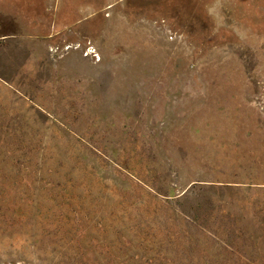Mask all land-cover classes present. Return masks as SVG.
<instances>
[{
    "label": "rangeland",
    "instance_id": "1",
    "mask_svg": "<svg viewBox=\"0 0 264 264\" xmlns=\"http://www.w3.org/2000/svg\"><path fill=\"white\" fill-rule=\"evenodd\" d=\"M31 2L0 5V264H264V0H114L76 41Z\"/></svg>",
    "mask_w": 264,
    "mask_h": 264
},
{
    "label": "crops",
    "instance_id": "2",
    "mask_svg": "<svg viewBox=\"0 0 264 264\" xmlns=\"http://www.w3.org/2000/svg\"><path fill=\"white\" fill-rule=\"evenodd\" d=\"M29 0H0V5H4L5 8L14 7V5H21L20 8L13 10V20H24L25 14L22 12L24 4H27ZM36 3L35 10L38 9L37 4H40L39 11L41 15H34L28 18L35 20V24L38 29L45 35H54L62 37L64 39H70L76 41L80 37L85 36L83 27L86 28L94 18L91 19L92 13L98 11V6L101 3H111L114 0H31ZM46 4H51L52 8L49 11ZM8 5V6H5ZM10 6V7H9ZM18 9V10H17ZM44 9V10H43ZM28 10V7H27ZM44 11V13H43ZM75 14L81 15V18H76ZM96 17V15H95ZM83 24V25H82ZM80 30L83 32H80ZM87 36H90L85 32Z\"/></svg>",
    "mask_w": 264,
    "mask_h": 264
},
{
    "label": "built area",
    "instance_id": "3",
    "mask_svg": "<svg viewBox=\"0 0 264 264\" xmlns=\"http://www.w3.org/2000/svg\"><path fill=\"white\" fill-rule=\"evenodd\" d=\"M70 47H67L69 49ZM76 48H80L79 45L76 46ZM83 56L85 58H89L90 60L94 62H99L100 57L94 47L90 44V42H87L85 47L83 48Z\"/></svg>",
    "mask_w": 264,
    "mask_h": 264
}]
</instances>
